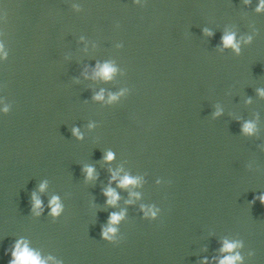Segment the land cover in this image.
Returning <instances> with one entry per match:
<instances>
[{"label":"water","instance_id":"95a60500","mask_svg":"<svg viewBox=\"0 0 264 264\" xmlns=\"http://www.w3.org/2000/svg\"><path fill=\"white\" fill-rule=\"evenodd\" d=\"M258 4L0 0V264L21 238L47 264H219L225 239L243 244L237 264H264V204L253 202L264 193ZM225 32L239 54L223 47ZM105 63L110 80L97 75ZM125 175L140 182L121 187ZM113 212L125 215L109 241Z\"/></svg>","mask_w":264,"mask_h":264},{"label":"clouds","instance_id":"9594fccd","mask_svg":"<svg viewBox=\"0 0 264 264\" xmlns=\"http://www.w3.org/2000/svg\"><path fill=\"white\" fill-rule=\"evenodd\" d=\"M245 3L250 4L251 0H245ZM257 12H264V0H259V4L256 7ZM204 32L211 36L214 35V32L210 29L205 28ZM222 44L224 48H232L235 50L237 54L241 52V41H238L236 38L235 32H225L222 37ZM253 37L248 36L247 40L243 41L245 43H250ZM2 45H0V49H2ZM116 71V69L110 63H105L101 68L97 75H101L105 80H110L112 78V74ZM262 96H264V89L258 90ZM96 100H103L104 99V91L101 90L98 94L94 96ZM117 99V95L110 94L109 102ZM7 107L4 111H7ZM216 115H220V111H217ZM243 132L249 135L254 134L256 131V125L254 122H245L243 125ZM73 134L79 137L80 139L83 138L82 134L78 127H74L72 129ZM114 158V154L111 151H108L107 154L104 156L106 161H111ZM84 171L87 173V179L92 180L95 178V168L94 166H86ZM119 177V170L112 172V180H116ZM139 178H132L128 175L123 176L119 179V185L121 187H127L129 185L138 184ZM47 187V181L40 185V190L44 191ZM107 197H109L107 203L109 205H116L118 200L120 199L119 194L117 191L109 186L104 193ZM133 195H138V193H133ZM32 200H33V212L36 215H40L43 212V202L39 196L35 192L32 193ZM255 200H259L262 204H264V193L259 194L255 197ZM131 202V201H129ZM49 206L51 207V215L59 216L63 211V205L60 202V198L58 196H54L51 201L49 202ZM149 211L146 210L145 215H148ZM125 213L120 212L116 213L113 212L110 214L109 218V226H106L103 229V236L105 239L109 241L115 240V233L117 232V228L111 225L117 224L121 219H123ZM151 215L154 217L156 215L155 211H151ZM243 244L241 241H229L227 239L224 240L223 246L220 249L221 252L229 253V255L220 258L219 264H237V262H242V256L239 252H235V249L242 247ZM234 253V254H233ZM12 259L9 261V264H47L45 260H43L38 252L31 249L29 247V242L25 239L21 238L15 242L13 249L11 250ZM51 259V258H50ZM213 259H216L215 257ZM204 264H208L207 258H204Z\"/></svg>","mask_w":264,"mask_h":264}]
</instances>
